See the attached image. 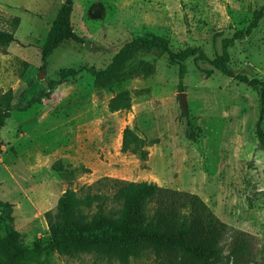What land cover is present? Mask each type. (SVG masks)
I'll return each instance as SVG.
<instances>
[{
  "label": "rangeland",
  "instance_id": "obj_1",
  "mask_svg": "<svg viewBox=\"0 0 264 264\" xmlns=\"http://www.w3.org/2000/svg\"><path fill=\"white\" fill-rule=\"evenodd\" d=\"M62 1L0 0V29L12 31L17 18L19 42L0 46V94L11 90L18 106L45 90L63 68L103 69L136 37L165 39L174 51L200 47L213 59L221 52V40L243 31L253 11L264 5V0H73L71 23L83 43L61 45L41 71L39 47ZM228 52L235 74L264 77V16ZM138 58L153 63L154 72L109 92L95 88L82 71L49 99L11 112L0 130V202L12 205L13 228L30 247L47 238L44 215L68 189L80 195L104 177L154 183L199 196L221 222L249 235L243 259L217 264H264V147L255 135L257 89L205 61L187 60L179 78L166 55ZM122 90L130 92V108L109 112V99ZM179 93L185 94L184 110ZM186 117L198 128L194 142L185 137ZM125 127L156 140L147 148L146 161L121 152ZM261 129L264 134V117ZM4 236L0 219V239ZM230 243L228 237L223 241V256ZM29 264L121 263L96 254L67 257L46 251ZM130 264L153 262L144 257Z\"/></svg>",
  "mask_w": 264,
  "mask_h": 264
},
{
  "label": "trees",
  "instance_id": "obj_2",
  "mask_svg": "<svg viewBox=\"0 0 264 264\" xmlns=\"http://www.w3.org/2000/svg\"><path fill=\"white\" fill-rule=\"evenodd\" d=\"M73 0H63L54 20L39 47L40 70L47 65L49 56L67 42L83 43L75 33L71 14ZM264 16V5L254 10L251 22L243 31H236L221 40V52L209 59L200 47H186L174 51L165 39L147 36L136 37L125 43L103 69L93 66L63 68L56 80H50L46 89L31 97L24 106L13 102L8 90L0 94V130L14 110H26L49 99L58 86L74 80L82 71L93 78L94 87L112 92L125 82L150 75L154 64L138 57L140 55H166L168 63L177 67L179 78L186 71V61H205L227 78L257 89L260 109L255 135L264 147L261 123L264 117V77L247 78L235 74L228 66L229 52L235 41L251 34ZM14 29L18 19L13 20ZM14 29H0V46L19 44ZM128 90L115 93L108 101L111 113L127 110L131 106ZM185 137L196 141L198 128L186 117ZM156 140H146L133 129L122 131L121 152L137 155L146 161L147 148ZM57 165V167H56ZM59 171L62 167L55 164ZM12 205L0 202V219L5 236L0 239V264H29L43 252H56L67 257L96 254L101 258L130 264L131 260L150 258L153 264H217L224 258L243 259L247 253L248 234L233 230L221 222L197 195L160 187L154 183L129 182L112 178H101L83 188L82 194L68 189L57 201L53 211L44 215L48 235L44 240H35L30 247L24 245L21 235L12 225ZM230 238V250L223 256V241Z\"/></svg>",
  "mask_w": 264,
  "mask_h": 264
},
{
  "label": "water",
  "instance_id": "obj_3",
  "mask_svg": "<svg viewBox=\"0 0 264 264\" xmlns=\"http://www.w3.org/2000/svg\"><path fill=\"white\" fill-rule=\"evenodd\" d=\"M179 102L182 107V109H185V94L184 93H179L178 94Z\"/></svg>",
  "mask_w": 264,
  "mask_h": 264
}]
</instances>
